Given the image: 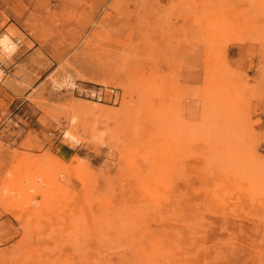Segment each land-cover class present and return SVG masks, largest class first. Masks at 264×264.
Wrapping results in <instances>:
<instances>
[{"label": "rangeland", "instance_id": "1", "mask_svg": "<svg viewBox=\"0 0 264 264\" xmlns=\"http://www.w3.org/2000/svg\"><path fill=\"white\" fill-rule=\"evenodd\" d=\"M4 33L0 264H264V0H0Z\"/></svg>", "mask_w": 264, "mask_h": 264}, {"label": "bare ground", "instance_id": "2", "mask_svg": "<svg viewBox=\"0 0 264 264\" xmlns=\"http://www.w3.org/2000/svg\"><path fill=\"white\" fill-rule=\"evenodd\" d=\"M16 42L15 41H13L12 40V38H11V36L9 35V34H7V33H4V34H2L1 36H0V48H1V50L3 51V52H9V51H11V50H15V46H16ZM13 52V51H12ZM9 55V54H8ZM65 136H66V138H68V140H70V141H74V142H78L79 140H78V138L72 133V132H70V131H66L65 132ZM51 175H53L52 173L50 174V176L48 177L49 178V181L50 182H54L55 180H53L52 179V177H51ZM36 179H38V178H35V179H33L34 181L36 180ZM31 187H34V188H30L31 189V191H34L35 189H36V186H34V185H31ZM50 187V186H49ZM7 189H9V188H7ZM50 189H51V187H50ZM51 192H52V190H51ZM43 198L47 201V199H48V197L46 196V195H44L43 194V196H41V200H40V203H41V206L43 205V204H45V202H44V200H43ZM29 201H31V202H33L34 204L36 203V199H29ZM40 206V205H39ZM33 210H37V211H43L44 209L42 208V209H40V210H38V208L37 209H33ZM26 213H30V210L27 208L26 209Z\"/></svg>", "mask_w": 264, "mask_h": 264}, {"label": "built area", "instance_id": "3", "mask_svg": "<svg viewBox=\"0 0 264 264\" xmlns=\"http://www.w3.org/2000/svg\"><path fill=\"white\" fill-rule=\"evenodd\" d=\"M84 92L86 93V94H88V95H92V96H95V95H97L96 97L97 98H101V96H102V92L100 91H95V90H93V89H88V90H84ZM98 93V94H97ZM64 138V137H66L65 136V132H63V133H61V138Z\"/></svg>", "mask_w": 264, "mask_h": 264}]
</instances>
